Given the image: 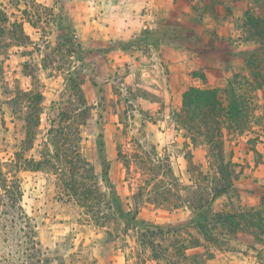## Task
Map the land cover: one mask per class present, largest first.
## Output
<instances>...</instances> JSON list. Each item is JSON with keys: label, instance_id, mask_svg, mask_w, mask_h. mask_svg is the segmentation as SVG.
Wrapping results in <instances>:
<instances>
[{"label": "rangeland", "instance_id": "rangeland-1", "mask_svg": "<svg viewBox=\"0 0 264 264\" xmlns=\"http://www.w3.org/2000/svg\"><path fill=\"white\" fill-rule=\"evenodd\" d=\"M180 1L170 0L164 10L223 9L220 0ZM127 2L122 0V5ZM251 2L249 11L262 19L264 28V0ZM0 3L12 22L22 21L28 36L20 47L0 55V62L4 61L0 162L5 171L17 156L40 160L42 142L54 139L56 132L65 156L73 157L75 129L82 137L79 150L93 168V174L82 175V196L69 192L71 173L56 171L55 161L41 170L23 168L19 173L23 208L37 226L41 251L50 264H140L142 260L156 264L151 249L141 245L138 230L130 222L111 219L107 227H101V220L96 219L98 211L101 213V193L107 191L101 156L109 161L111 183L126 211H137L141 220L150 223L185 227L192 215L185 197L209 190L218 174L217 162L208 156L204 141L194 144L177 121L183 95L193 87L225 88L236 74L261 88L252 94L253 112L243 129L222 125L223 158L235 165L238 193L217 198L211 211L264 207V39L242 53L237 64L228 58L223 64L200 65L195 62L198 49L187 44L190 35L178 31L177 17L154 31L144 28L109 38L101 30L102 0ZM231 9L225 6L222 11ZM184 18L190 25L197 22ZM239 26L247 38L251 27L246 18ZM178 54L185 55L183 64L177 60ZM202 65L207 70L199 67ZM36 95L42 96L39 104ZM30 105L33 115L41 112L40 125L34 128V148L27 150L24 144L32 130L25 117ZM74 111L79 115L69 123L74 127L68 131L65 127L61 134L63 118ZM51 130L54 133L49 136ZM50 150L55 157V148ZM175 205L178 208H172ZM111 228L113 237L105 233ZM262 236L253 231L221 238V244L210 247L212 258L240 251L252 256L253 263L264 264Z\"/></svg>", "mask_w": 264, "mask_h": 264}, {"label": "trees", "instance_id": "trees-1", "mask_svg": "<svg viewBox=\"0 0 264 264\" xmlns=\"http://www.w3.org/2000/svg\"><path fill=\"white\" fill-rule=\"evenodd\" d=\"M17 5H20V2H17ZM246 22L251 27L246 40L263 42L262 19L249 12ZM27 38L22 21L12 22L8 13L4 11L3 3H0V55L5 56L12 47H20ZM3 75L4 61H1V79ZM252 84V80L236 74L233 79L228 81L225 88L193 87L183 95L182 111L177 115V121L189 133L194 144H197L199 140L204 141L208 156L213 157L217 162L218 174L209 190H199L198 194L194 193L195 197L189 194L185 197L192 211L191 218L185 227L173 229L169 226L150 223L141 220L137 211H126L121 197L111 183L110 164L105 156H101V176L107 186V191L101 193L103 195L101 213L98 211L96 216L97 220H101V227H107V223L111 219L123 223L130 222L133 226L132 229L138 230V240L141 245L151 249L152 259L156 261V264H205L213 257L210 247H217L218 244H221V238L226 239L237 233L249 232L252 234L253 231L259 232L261 236L264 235L263 204L259 208H239L233 212L211 211L217 198L238 193L234 185V181L237 179L235 165L231 161L226 162L223 158L222 125L227 124L230 128L243 129L242 126L248 123L253 112V95L256 90L261 88ZM36 97L39 104L42 96L36 95ZM40 112L41 110H38L33 115L30 105V112L25 117L30 130H32L31 133L28 132L24 144L27 150L34 148L36 140L34 128H38L40 125ZM77 118L79 115L75 111L67 119L63 118L65 125L62 126V129L66 127L65 129L68 131L69 127H74L69 123L71 119ZM65 129L63 133L60 130L61 134H64ZM75 130L77 140L76 145H73V157L65 156L61 141L57 142L60 135L56 132L54 139L42 142L44 150L39 153L40 160L33 157L31 159L18 158L17 156L16 161H11L6 165L9 169L8 172L0 162V264L51 263L41 251L34 220L23 208L24 191L19 173L23 168L41 170L46 163L52 164L55 161L53 168L56 171L69 170L71 173L69 192L73 196H82L84 187L82 175L85 172L93 174V168L79 150L82 137L79 130ZM53 133L51 130L49 136ZM51 147L56 150L55 157H52ZM254 152L258 154L256 149ZM192 193L190 192V194ZM102 202H105V205L102 206ZM172 208H178V205ZM113 230L111 228L105 233L109 237H113ZM192 230L196 234H192L190 232ZM166 240H170L172 245L165 246L163 243ZM140 264H147V261L142 260Z\"/></svg>", "mask_w": 264, "mask_h": 264}, {"label": "crops", "instance_id": "crops-1", "mask_svg": "<svg viewBox=\"0 0 264 264\" xmlns=\"http://www.w3.org/2000/svg\"><path fill=\"white\" fill-rule=\"evenodd\" d=\"M169 1L128 0L127 4L122 5V0H102L101 30L105 29L107 37L117 38L121 33L135 34L144 28L154 31V27L165 25L169 23L170 18L177 17L178 31L179 33L186 31L190 35L187 38L189 41L187 44L198 49L199 57L195 62L200 65L203 62L223 64V60L228 58L237 64L242 53L256 48L257 42L246 40L245 31L239 26V22L246 18L247 13H254V11H249L252 6L251 0H220L223 3V9L225 6H231V11H222L223 9L219 11H165ZM123 8L129 11H122ZM184 17L197 22L190 25ZM221 49H226V51ZM182 56L177 55L180 64L185 61L183 58L185 55ZM199 67L207 70L205 65ZM201 80L204 81L205 77ZM262 238L264 239V235ZM262 248H264V242ZM253 259L252 256H246L240 251H228L226 255H216L205 264H260L253 263Z\"/></svg>", "mask_w": 264, "mask_h": 264}]
</instances>
